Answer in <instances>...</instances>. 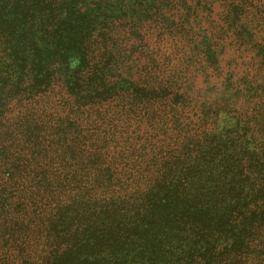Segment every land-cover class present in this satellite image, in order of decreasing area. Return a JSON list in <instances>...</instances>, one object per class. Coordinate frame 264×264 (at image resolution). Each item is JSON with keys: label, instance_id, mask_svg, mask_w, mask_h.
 <instances>
[{"label": "trees", "instance_id": "trees-1", "mask_svg": "<svg viewBox=\"0 0 264 264\" xmlns=\"http://www.w3.org/2000/svg\"><path fill=\"white\" fill-rule=\"evenodd\" d=\"M0 264H264V0H0Z\"/></svg>", "mask_w": 264, "mask_h": 264}]
</instances>
